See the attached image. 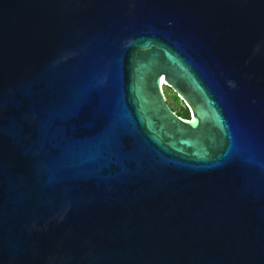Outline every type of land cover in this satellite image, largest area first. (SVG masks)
<instances>
[{
  "label": "water",
  "instance_id": "95a60500",
  "mask_svg": "<svg viewBox=\"0 0 264 264\" xmlns=\"http://www.w3.org/2000/svg\"><path fill=\"white\" fill-rule=\"evenodd\" d=\"M0 264H264V0H0Z\"/></svg>",
  "mask_w": 264,
  "mask_h": 264
},
{
  "label": "rangeland",
  "instance_id": "374dc122",
  "mask_svg": "<svg viewBox=\"0 0 264 264\" xmlns=\"http://www.w3.org/2000/svg\"><path fill=\"white\" fill-rule=\"evenodd\" d=\"M164 89L168 103L176 112H186V110H188L185 103L178 97V95L171 88L165 87ZM189 117H190V112H189Z\"/></svg>",
  "mask_w": 264,
  "mask_h": 264
},
{
  "label": "trees",
  "instance_id": "16d2710c",
  "mask_svg": "<svg viewBox=\"0 0 264 264\" xmlns=\"http://www.w3.org/2000/svg\"><path fill=\"white\" fill-rule=\"evenodd\" d=\"M180 116L184 118H189V111L186 110V112H177Z\"/></svg>",
  "mask_w": 264,
  "mask_h": 264
}]
</instances>
